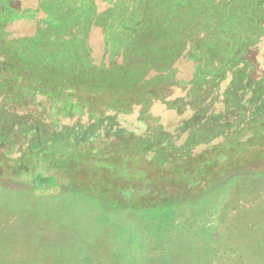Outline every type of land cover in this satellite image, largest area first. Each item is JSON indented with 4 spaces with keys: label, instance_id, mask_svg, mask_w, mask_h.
<instances>
[{
    "label": "rangeland",
    "instance_id": "1",
    "mask_svg": "<svg viewBox=\"0 0 264 264\" xmlns=\"http://www.w3.org/2000/svg\"><path fill=\"white\" fill-rule=\"evenodd\" d=\"M7 1L0 264H264V0ZM179 31L167 66L127 68L129 42ZM237 35L262 85L235 91L232 67L200 80L218 66L203 49ZM192 100L210 107L198 128ZM37 173L56 180L39 188Z\"/></svg>",
    "mask_w": 264,
    "mask_h": 264
},
{
    "label": "trees",
    "instance_id": "2",
    "mask_svg": "<svg viewBox=\"0 0 264 264\" xmlns=\"http://www.w3.org/2000/svg\"><path fill=\"white\" fill-rule=\"evenodd\" d=\"M8 1L6 2L7 6H9ZM141 15L143 16V14L140 13L139 17L136 16L134 19H136L137 22H139V19L140 18L142 19ZM145 19H143V20H145ZM143 20H141V23ZM50 24L53 25L52 22H50ZM139 25H140V23H139ZM60 27H61V25H60ZM66 28H68V26ZM66 28H64V29L61 28L59 30V32L63 33ZM156 34H157V32H156ZM180 35H181V31H179V33H178V38L176 40H172V42L168 46L159 44L158 46L154 47V44L151 43L148 45H139V46L135 47V45L133 43L129 42V45L131 46L128 49V50H130L129 53L133 50L135 53H137V56H139V59H137L136 61H134L132 63L127 62L126 63L127 68H129L130 66L132 67V66L142 65V64H150V66L153 65V66H157L160 68H164V66H167L169 64L170 58L175 56L182 49V44H181L182 42L180 40ZM239 35H237L238 37H236L232 42L226 43L224 48L216 49L215 45H213V47H211L210 49H209V46H206L208 49H205V48L203 49V52H205V54H207L208 59H211V61H216L218 66L215 67V65H214L212 67L213 62L212 63L208 62L207 68L210 69L209 74L212 77H210L209 79L206 77H202L200 80L206 82L207 80H213L216 78L215 82L211 81V84H213V83L215 84L217 82V79L218 78L222 79L224 77V75H223L224 72L227 69H229L230 67H232V68H237L239 70L240 69L242 70L236 74L237 78L232 77V79L234 80L233 89L235 91L240 88L241 83L244 85H248L249 83L254 85V83H256V82L260 83L261 79H263V78L260 77L261 75H255L254 67H252V68L250 67V69H248V70L243 69V67H242V66H244L243 64L248 61V59L253 58L255 51H253L249 46L244 47L243 42L238 45L237 42L240 39ZM168 37L170 39V35H168ZM150 38L152 40L156 41L155 38H157V37L155 36V38H154V35H151ZM157 39H159V38H157ZM27 40H29V41L32 40L33 43H42V39H41L40 35H34L31 37V39H27ZM234 43H236V44L234 45ZM210 44H212V43H210ZM231 44H233L235 47H238V50L237 51L236 50L229 51V49L232 47ZM34 45H36V44H34ZM115 45H120V44H117L114 41H112L111 45H109V46L113 47ZM201 46H203V45H201ZM201 46L198 45V49H197V45H194L193 50L194 51L198 50V53H199V50H201L200 49ZM159 49H162V50H159ZM231 59H233L232 62H230ZM13 67H14V65H13ZM125 75H126V73H125ZM96 79L97 78H95L94 82L98 83V81ZM122 80H123V77L119 80H117V79L113 80L114 83H112V81H111V83H112L111 86L114 87L117 83L121 82ZM246 80H249V82L245 83ZM103 84H105V83H103ZM259 85L261 86L262 82L260 84H258V86ZM234 90L231 92L234 93ZM256 90H258V88H256ZM255 93H256V91H255ZM226 97L227 98L225 99L224 104H226L227 107H228V105H231V107H229L226 110V113L224 115L229 116L233 113V111H235V112L238 111L239 105L238 104L234 105V103L238 102L239 99H241L242 97L238 96L237 93H234L233 97L231 98L230 92H229V94H226ZM195 99H197V98H195ZM228 99L232 100V101H230V102H232L231 104H228L229 103ZM190 104H192L193 110H194L193 116L191 118L189 117L190 122L194 125H198L197 123L201 119L207 118L206 117V115L208 114L207 111L209 110L210 107H208V105L201 107L198 103H196V100L195 101L192 100V102H190ZM208 116H210V115H208ZM200 125L202 126V124H200ZM198 127H200V126L198 125L197 128ZM31 128H33V127H31ZM35 128L38 129L37 127H35ZM32 180L37 187L41 188V187L45 186L46 184H53L56 180V176H54L52 174L37 173L32 178Z\"/></svg>",
    "mask_w": 264,
    "mask_h": 264
}]
</instances>
